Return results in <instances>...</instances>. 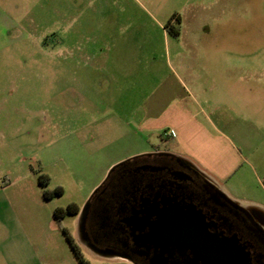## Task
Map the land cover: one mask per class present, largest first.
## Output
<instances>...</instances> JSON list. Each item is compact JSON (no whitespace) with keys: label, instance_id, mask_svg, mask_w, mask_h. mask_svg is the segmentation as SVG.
Instances as JSON below:
<instances>
[{"label":"rangeland","instance_id":"rangeland-1","mask_svg":"<svg viewBox=\"0 0 264 264\" xmlns=\"http://www.w3.org/2000/svg\"><path fill=\"white\" fill-rule=\"evenodd\" d=\"M174 14L182 16L184 26L207 23L192 45L197 83L207 89L208 109L222 108L236 145L256 168H264V0H0V255L14 261L24 255L13 250L26 245L6 204L20 191L22 178L31 177L42 196V173L50 178L46 188H63L62 195L47 201L80 208L78 215L58 221L77 238L91 195L128 159L110 166L85 198L119 151H101L104 142L94 140V132L106 118L130 110L100 105L108 95L103 88L108 78L81 59L83 49L91 51L104 36L127 47L145 39L160 43L161 28ZM164 50L149 70L175 68ZM235 182L229 189L245 196ZM81 253L89 264L130 262L91 253L83 245Z\"/></svg>","mask_w":264,"mask_h":264},{"label":"crops","instance_id":"crops-1","mask_svg":"<svg viewBox=\"0 0 264 264\" xmlns=\"http://www.w3.org/2000/svg\"><path fill=\"white\" fill-rule=\"evenodd\" d=\"M180 18L178 37L171 36L163 25L160 43L145 39L136 47H130V44L127 47L118 44L113 36H104L100 38L98 46L94 43L91 51L83 49L80 55L82 60L91 62L96 70L104 72L108 78V87H103L108 95L100 105L107 109L130 110L119 113V117L106 118L94 132V140L104 142L100 145L101 151H119L107 161L102 174H98L90 183L85 198L99 184L110 166L128 159L123 161L126 164L111 172L103 188L93 198L90 197L89 212L94 202H99L105 195L106 188L119 181L124 167L132 164L133 168H149L137 162L158 154L186 161L231 200L264 211V168H256L236 145L235 133L230 135L225 126L222 108L209 110L211 104H207L205 96L207 89L200 85L201 82L197 83L200 77L195 75L194 70L198 65V56L192 45L196 40V31L207 23L192 21L184 26L181 15ZM163 49L167 55L166 62H174L175 68L166 73L149 70L150 66H156ZM134 69L139 73H135ZM164 132H167L166 136ZM126 174L129 179L122 206L132 204L130 199L145 195L146 190L138 172L133 169ZM29 181H32V185L28 184L31 190L26 186ZM232 182L247 194L235 195L228 187V183ZM19 190L12 200L9 199V203H5L9 206L26 249L18 246L13 249L17 253H24L17 261H14V257L0 255V264H79L61 227L72 235L80 251L83 245L87 251L100 256L129 260L126 258L130 257L128 255H109H122L129 251L121 241L122 249H100L95 244L82 242L79 233L76 238L66 225L54 219L53 211L59 206L53 207L44 199L31 177L19 181ZM125 217L119 219L114 228L110 226L112 217L103 210L101 227L103 230L109 229V235L122 237L125 235L121 228L126 226L123 221ZM141 217L145 220V214Z\"/></svg>","mask_w":264,"mask_h":264},{"label":"flooded vegetation","instance_id":"flooded-vegetation-1","mask_svg":"<svg viewBox=\"0 0 264 264\" xmlns=\"http://www.w3.org/2000/svg\"><path fill=\"white\" fill-rule=\"evenodd\" d=\"M137 164L149 168H133L132 164L124 167L119 174V181L113 183L111 188L107 187L101 200L95 201L92 205L86 220L89 243L97 245L100 249H122L120 241L125 240L128 244L126 248L129 250L126 254L136 264H152L154 248L138 249L134 244L131 227L127 224L121 226L125 233L122 237L112 236L109 235V229H102L101 218L103 210H106L112 217L110 226L115 228L119 219L132 216L133 210L142 209L145 199L152 201L157 197V214L171 206L175 211L179 209L184 212L187 209L196 211L189 213V219L195 220V223H189L188 216L184 215L187 222H182L175 233L167 240L164 239L158 249L166 251L160 255L159 259L162 260L160 264L168 262L167 251L173 252L180 264H209L207 257L198 259L195 263L186 260L187 256L193 259V254L200 249L211 251L213 237L222 240L219 243L224 255L221 264H229L226 254L229 253L228 240L237 245L236 250L241 249L246 253L247 264H264V212L259 208L231 202L225 195L219 194L218 188L211 184L212 181L184 160L158 154ZM153 166L158 168H150ZM133 169L141 175L146 188L145 195L139 198L135 196L130 199L132 204L122 206L129 179L126 172ZM148 217L149 221L153 222L157 219L155 214ZM151 223L144 225V234L149 233Z\"/></svg>","mask_w":264,"mask_h":264},{"label":"water","instance_id":"water-1","mask_svg":"<svg viewBox=\"0 0 264 264\" xmlns=\"http://www.w3.org/2000/svg\"><path fill=\"white\" fill-rule=\"evenodd\" d=\"M213 186L218 188L214 183H211ZM219 194H223L226 196V194L218 188ZM231 202H235L231 200L228 196H226ZM157 197L154 198L152 201L148 198L144 200V203L142 204V209L140 210H133V215L130 217H127L123 221L127 224V226L131 227L132 235L134 244L138 249H141L142 247H146L147 250H150L151 248H154V256L151 259L152 264H160L162 261L160 258L161 253L166 251H158L159 247H161L164 239L167 240L169 236L173 233H175V230L179 228L182 222H187L184 218V215L188 216V222L189 223H195V220L189 219V213H195L196 211L194 209L191 210H184L179 209V211H175L172 206L170 208L165 209L164 211L160 213L157 212ZM238 203V202H235ZM89 206L90 204H86L81 217L79 221V238L82 242H89L88 241V234L86 230V220L89 213ZM261 210V209H259ZM264 212L263 210H261ZM142 214H145V221L144 217H141ZM151 214L157 215V219L153 221H149V217ZM186 216V217H187ZM151 219V218H150ZM199 219V218H198ZM197 220V219H196ZM151 223V227L149 230V233L144 234V225ZM197 223V221H196ZM124 246L127 247V242L124 240L121 241ZM222 240H220L218 237H213L212 244H211V251L200 249L197 251V253L193 254V259H190L189 256H187L186 262H196L198 259H204L207 257L209 264H221L223 260V254H222V248L220 247ZM228 246H229V253L227 254V258L229 260V264H247V256L246 253H243L241 249L236 250L237 245L233 243L232 240H228ZM167 251V254H169V259L166 264H180L177 257L173 252ZM138 253H141L138 251ZM109 255L112 256H124L125 254H115V253H109ZM125 257V256H124ZM134 264L135 261L131 257H126ZM190 264V263H187Z\"/></svg>","mask_w":264,"mask_h":264},{"label":"trees","instance_id":"trees-1","mask_svg":"<svg viewBox=\"0 0 264 264\" xmlns=\"http://www.w3.org/2000/svg\"><path fill=\"white\" fill-rule=\"evenodd\" d=\"M181 22V18L179 14H174L169 21L167 22V24L165 25L166 31L173 37H178L180 34V27L179 24ZM124 164H126V162H123L119 165H116L115 167L112 168V170L110 171L108 178L111 174V172H113L114 170H116L117 168H120L121 166H123ZM108 178L104 181V183L102 185H100L92 194L91 198H93L98 192L99 190H101L103 188V186L105 185V183L107 182ZM50 178L47 174H40L38 177V183L41 187H43V197L46 200L52 199L54 196H60L64 193V190L62 187L58 186L55 187L54 189H48L46 188V186L49 184ZM88 203H90V200L88 201ZM87 203V204H88ZM79 213V208L76 204L71 203L69 205H67L66 207H57L54 211H53V216L54 219L57 221H61L66 215H77ZM62 233L64 234V237L66 238L72 252L74 253L77 261L79 264H89L87 260L84 259L79 247L77 246V244L74 241V238L72 237V235L68 232V230L65 227H61Z\"/></svg>","mask_w":264,"mask_h":264},{"label":"built area","instance_id":"built-area-1","mask_svg":"<svg viewBox=\"0 0 264 264\" xmlns=\"http://www.w3.org/2000/svg\"><path fill=\"white\" fill-rule=\"evenodd\" d=\"M164 135L166 136L167 135V132H164Z\"/></svg>","mask_w":264,"mask_h":264}]
</instances>
